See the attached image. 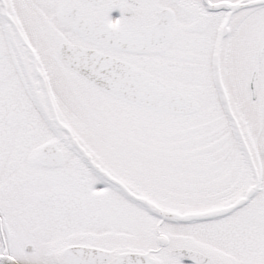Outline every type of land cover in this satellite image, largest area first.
<instances>
[{"label": "snow or ice", "instance_id": "6c2138e0", "mask_svg": "<svg viewBox=\"0 0 264 264\" xmlns=\"http://www.w3.org/2000/svg\"><path fill=\"white\" fill-rule=\"evenodd\" d=\"M0 264H264V0H0Z\"/></svg>", "mask_w": 264, "mask_h": 264}]
</instances>
